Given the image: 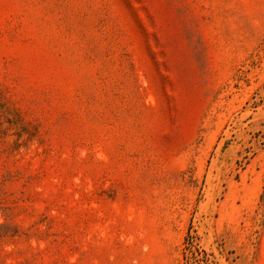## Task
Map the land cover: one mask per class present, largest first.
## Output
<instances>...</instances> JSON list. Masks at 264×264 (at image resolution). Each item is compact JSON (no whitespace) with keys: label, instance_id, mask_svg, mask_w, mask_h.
<instances>
[{"label":"rangeland","instance_id":"obj_1","mask_svg":"<svg viewBox=\"0 0 264 264\" xmlns=\"http://www.w3.org/2000/svg\"><path fill=\"white\" fill-rule=\"evenodd\" d=\"M191 239L264 264V0H0V264Z\"/></svg>","mask_w":264,"mask_h":264},{"label":"trees","instance_id":"obj_2","mask_svg":"<svg viewBox=\"0 0 264 264\" xmlns=\"http://www.w3.org/2000/svg\"><path fill=\"white\" fill-rule=\"evenodd\" d=\"M188 240H187V244H186L187 245L186 249H188V253L185 254L186 263L192 264L193 262H199V264H201V261H203V260L207 261V258L204 256L202 258L196 256V253H198V252L200 253L203 251L199 250L198 248H195L194 250L191 249V247L193 246V242H192V239L190 241H188Z\"/></svg>","mask_w":264,"mask_h":264}]
</instances>
